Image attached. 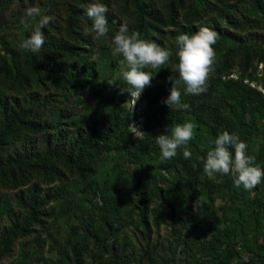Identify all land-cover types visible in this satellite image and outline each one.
I'll list each match as a JSON object with an SVG mask.
<instances>
[{
    "label": "trees",
    "instance_id": "16d2710c",
    "mask_svg": "<svg viewBox=\"0 0 264 264\" xmlns=\"http://www.w3.org/2000/svg\"><path fill=\"white\" fill-rule=\"evenodd\" d=\"M93 2L109 9V31L100 39L83 34L92 23L86 7ZM28 7L56 18L42 29L45 43L38 53L19 48L32 32L20 23ZM7 15L6 29L15 32L1 23ZM125 22L130 32L138 31L141 39L171 53L156 73L143 69L154 77L135 102L139 113L132 109L134 98L120 92L128 87L121 75L126 69L122 57L113 54L112 39ZM0 24V262L127 264V251L115 240L109 242L126 216L138 211L141 234L149 240V212H157V222L170 216L187 227V206L195 200L207 223L196 232V238L202 237L199 251L184 258L192 246L179 240L172 257L150 264H264V178L253 196L251 190L234 187L231 175L203 171L207 152L224 131L245 142L246 154L264 170V0H0ZM202 27L217 33L207 91L183 95L181 88L189 110L169 109L161 101L169 95L166 78L178 63L176 37L191 36ZM46 82L58 92L90 97L84 126L65 121L76 115L64 110L42 117L37 92L9 98L10 92ZM79 96L75 101L81 103ZM101 103L112 107L110 118ZM139 121L142 135L134 137ZM185 122L196 126L187 145L190 158H184L181 148L162 162L155 137ZM129 165L132 174L126 171ZM163 169L171 175H161ZM69 177L82 185L86 211L75 201L77 190L65 187ZM54 181L62 184L49 187ZM7 188L17 190L9 193ZM214 194L228 196V208L237 215H217ZM151 204L156 207L149 209ZM160 205H176V215L161 214ZM19 238L26 239L14 256ZM241 254L247 259L240 260Z\"/></svg>",
    "mask_w": 264,
    "mask_h": 264
},
{
    "label": "clouds",
    "instance_id": "9594fccd",
    "mask_svg": "<svg viewBox=\"0 0 264 264\" xmlns=\"http://www.w3.org/2000/svg\"><path fill=\"white\" fill-rule=\"evenodd\" d=\"M108 11V7L102 3H90L86 7V15L92 23L90 27L85 26L83 34L94 33L95 39L105 37L109 31L106 18ZM37 17H39L38 20ZM55 19L53 15H42L38 7L26 8L20 23L25 28L32 27V32L19 44V48L38 53L45 43L42 29ZM216 41L217 33L207 27L200 28L191 36L180 34L176 37L178 63L171 69L172 74L166 78L171 82V87L169 95L161 103L169 109L186 111L190 106L182 102L181 88H183V95L198 96L207 91L209 74L215 61L212 45ZM112 44L114 45L113 54L122 57L120 64L126 69L121 75L128 87H121L120 92H127L133 97L135 105L144 88L150 86L154 77L153 72L143 69L151 68L156 73L169 61L171 53L154 41L141 39L138 31L130 32L126 22L120 24ZM114 82L107 83L112 85ZM195 127L192 122L176 124L170 130L165 129V134L155 137L162 162L173 159L177 155V150L181 148L184 149V158H190L191 153L187 145L193 139ZM169 131L170 134H167ZM213 143L214 147L207 152L204 161L205 174L231 175L234 186L244 190H252L261 183L264 170L255 165L254 157L246 154L247 144L236 134L224 131L215 138ZM245 257L247 259L248 255L245 254Z\"/></svg>",
    "mask_w": 264,
    "mask_h": 264
},
{
    "label": "rangeland",
    "instance_id": "374dc122",
    "mask_svg": "<svg viewBox=\"0 0 264 264\" xmlns=\"http://www.w3.org/2000/svg\"><path fill=\"white\" fill-rule=\"evenodd\" d=\"M235 0H229L230 3H234ZM237 1V0H236ZM118 4H113V7H118ZM10 15H7V17L1 19V23L3 24V27L6 29L9 24H7V21L9 19ZM1 25V24H0ZM7 31H13L15 32L14 28L9 27L6 29ZM16 32H19L16 30ZM17 34V33H16ZM212 69V68H211ZM216 88H219V84L215 86ZM30 91L39 93V105L41 104V116L45 118H53L57 116L61 110H64L66 112H71L73 115H76L73 119L65 118L66 121H73V125L75 126H84L86 124V119L88 118V112L84 108L87 107V105L91 104L90 97L87 95L75 94L73 91H62L58 92L51 88L49 86V83L46 82L41 85H34L32 88L26 90L25 92H10L9 98L11 97H23L26 96ZM81 97L84 100L81 103L76 102V99ZM132 107L134 105L133 101L130 102ZM100 107L102 110L106 113V115L110 118L113 114L112 107H108L104 105L103 103L100 104ZM135 108V110H134ZM136 113L140 112V107H134L132 108ZM141 121V120H140ZM138 122L133 126L134 130V137H141V122ZM73 127V128H74ZM33 135V134H32ZM35 137V135H33ZM36 139V138H35ZM39 144L41 145V142L39 141ZM157 170V169H156ZM127 173L132 174L133 168L129 165L127 168ZM158 171V170H157ZM161 175L163 176H169L168 172H166L164 169L160 170ZM182 182V181H178ZM234 182V181H233ZM68 183V184H67ZM79 182L75 180L72 177H69L68 182L65 184L66 188L70 189V192H73L77 190L76 192V202L82 204L84 207L85 205L82 203L83 193L81 192L82 185L78 184ZM62 184L58 181H54L52 184H49L48 186L51 187L52 185H58ZM180 184V183H179ZM234 185V184H233ZM46 184L42 185V190L47 189L48 187ZM182 187V184H180L179 188ZM235 187V186H234ZM10 189V188H7ZM17 189L8 190L9 193H13ZM259 191V188L256 186V188L252 189L249 192V195L256 194V192ZM245 192V190H244ZM247 194V193H246ZM214 202L215 207L214 211L217 213V215L222 214L225 212V214H231L233 211H231L228 206L230 203V200L228 196H224L223 198L216 196L214 194ZM156 204L149 205V209L155 208ZM190 207V216L188 218L187 227H183L181 224L176 223L173 221L170 216H164V219L159 220L158 222L155 221L157 212H149L148 220L150 223V234L151 237L149 240H146L143 235L141 234V231H144L142 229V225L139 223L137 212H133V216H126V218L120 222V230L116 233L115 236H113L109 242L115 240L117 245L127 251L130 261L127 262V264H150L152 263H160L164 257H172L173 251H177L178 246H176L177 242L186 240L187 244L186 246L189 248L192 246V249L189 251V254H182L184 258L190 259L191 253H194L195 251H199V241H201V238H196V232L203 231L206 227V219L202 218L198 212L196 201L193 200V204L188 203V206ZM131 208V207H130ZM158 210L161 212V214H165L166 212H170V215H176L177 213V206L175 205L174 209H170L167 205H160L157 206ZM87 208H84V211H86ZM90 211V210H89ZM93 215L94 213L91 212ZM248 211L245 212V217L247 218ZM237 214L236 212L231 214V217H235ZM250 215V214H249ZM228 225L229 223H225ZM233 223L231 222L229 225L231 226ZM252 224L249 223L248 226H251ZM57 226V223H56ZM191 226V228L189 227ZM190 229V231L188 230ZM193 231H192V230ZM188 230V231H187ZM184 231V232H181ZM202 233V232H201ZM202 236V235H201ZM206 236V235H205ZM32 237V236H31ZM26 238H19L14 243V256L18 254L20 251L21 244L20 242ZM107 251V249H106ZM49 255V252H47ZM106 254V253H105ZM245 254H241L240 260L244 257ZM240 257V255H239ZM210 258V257H209ZM3 261L1 260L0 264H3ZM35 264H39V262H34ZM218 264V263H215Z\"/></svg>",
    "mask_w": 264,
    "mask_h": 264
},
{
    "label": "built area",
    "instance_id": "2783aa9c",
    "mask_svg": "<svg viewBox=\"0 0 264 264\" xmlns=\"http://www.w3.org/2000/svg\"><path fill=\"white\" fill-rule=\"evenodd\" d=\"M244 257H245V255H244ZM244 257H243V258H244ZM245 258H246V257H245ZM170 264H177V263H176V262H174V263H170Z\"/></svg>",
    "mask_w": 264,
    "mask_h": 264
}]
</instances>
